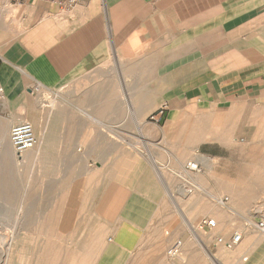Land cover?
I'll return each instance as SVG.
<instances>
[{
    "label": "crops",
    "instance_id": "0c3cea01",
    "mask_svg": "<svg viewBox=\"0 0 264 264\" xmlns=\"http://www.w3.org/2000/svg\"><path fill=\"white\" fill-rule=\"evenodd\" d=\"M61 1L0 0V137L6 140L0 152L7 163L3 179L22 180L23 167L14 158L9 132L21 121L36 125L32 89L56 91L92 75L119 82L116 90L142 91L140 106L154 107L152 113L162 107L176 112H162L161 122L177 120L186 108L206 106L214 115L231 114L229 121L238 123L237 136L247 138L253 130L250 138H260L264 154V0H80L71 8L61 7ZM151 92L158 93L151 98ZM146 118L131 121L142 127ZM158 137L179 140L184 135L169 131ZM196 137L203 140L193 149L165 142L159 148L165 160L159 164L154 153L145 152L150 164L121 186L111 179L106 202L113 209V222L94 264H163L164 253L176 242L187 260L203 249L208 251L205 264H264V231L247 224L261 220L263 210L253 209L255 200L243 199L246 190L230 187L226 173L216 190L212 159L219 156L214 148L229 152L230 146L209 133ZM46 138L34 149L42 158L86 166L87 151L80 143L49 148ZM126 150L139 154L134 146ZM178 151L190 155L200 169L192 174L195 179L184 173L189 177L184 184L178 171L189 160H178ZM119 153L117 147L110 153L114 164ZM262 167L264 177V163ZM186 185L202 195L184 206ZM256 203L264 204V197ZM204 219L214 220L216 227L202 238L196 225ZM235 233L241 241L231 249L215 242Z\"/></svg>",
    "mask_w": 264,
    "mask_h": 264
},
{
    "label": "rangeland",
    "instance_id": "374dc122",
    "mask_svg": "<svg viewBox=\"0 0 264 264\" xmlns=\"http://www.w3.org/2000/svg\"><path fill=\"white\" fill-rule=\"evenodd\" d=\"M116 82L92 75L56 91L32 89L38 107L36 125L33 126L38 140L36 147L44 136L47 137L44 145L49 148L72 146L77 142L86 148L87 163L85 167L72 164L68 159H56L52 163L46 156H41L38 161L24 164L22 180L15 182L14 179H3L7 163L0 152V264H94L112 227L113 209L106 202L111 179L123 185L138 169L150 164L148 151L154 153L155 162L159 164L165 160V155L159 153L161 146L167 143L172 147L177 143L178 147L181 144L193 149L203 140L197 135L209 133L216 142L231 148L229 152L217 146L214 148L219 156L212 159L216 190L221 186L218 179L226 173L230 176V187L246 190L243 199L255 200L253 209L264 212V204L256 203L264 197L263 144L260 138H250L254 135L253 130L247 132V138H239L238 123L229 121L231 114L214 115L206 106L193 111L186 108L178 114L177 120L172 117V121L161 122L162 112L172 116L176 112L171 114L162 107L152 113L154 107L140 106L142 91L116 90L120 86ZM157 93L151 92V98ZM145 116L142 127L131 121L133 117ZM169 131H180L184 137L179 140L158 137L160 132ZM64 132L76 139L60 138ZM128 146L138 148L135 152L139 154H128ZM114 147L120 152L115 164V156L110 154ZM178 153V160L184 159L183 163L192 159L184 151ZM245 163L249 165L248 170H240V165ZM226 168L229 172L223 171ZM178 172L180 183L184 184L183 180L189 177L196 178ZM197 178L201 180L202 177ZM4 182L10 185H1ZM201 195L196 188L186 185L182 203L185 206L187 200ZM199 235L205 237L198 231ZM7 239H11L12 244L6 250L2 244ZM166 252L164 260L160 261L163 264H205L208 260V251L203 249L195 251L193 260H187L184 255L169 257Z\"/></svg>",
    "mask_w": 264,
    "mask_h": 264
},
{
    "label": "built area",
    "instance_id": "2783aa9c",
    "mask_svg": "<svg viewBox=\"0 0 264 264\" xmlns=\"http://www.w3.org/2000/svg\"><path fill=\"white\" fill-rule=\"evenodd\" d=\"M13 2L18 0H11ZM80 0H62L59 5L63 8H71L75 6ZM38 87L34 88V90H37ZM2 94V89L0 86V95ZM9 142L11 145V148L13 152L15 153L16 157L20 159L22 157V154L32 150L35 148L38 144L37 137L35 136L34 129L32 125L27 121H21L15 124L9 132ZM199 166L196 162L190 161L187 162L184 167L183 171L186 175L190 176L192 174H196L199 172ZM227 201L226 198L222 200V204L224 205ZM250 226H253L258 231H264V217L255 222H248L247 223ZM216 227V223L214 220L211 219H204L197 225V231L201 232L203 235L209 233L211 230H213ZM241 241V235L240 234H233L229 239L224 238H216L215 242L218 245L223 246L226 249H231L238 245ZM179 247L180 242L174 243L168 250L167 255L169 257H176L179 255Z\"/></svg>",
    "mask_w": 264,
    "mask_h": 264
},
{
    "label": "bare ground",
    "instance_id": "6f19581e",
    "mask_svg": "<svg viewBox=\"0 0 264 264\" xmlns=\"http://www.w3.org/2000/svg\"><path fill=\"white\" fill-rule=\"evenodd\" d=\"M5 141H6L5 138L3 136H1L0 137V147H2V149L4 151H5V145H6ZM41 156L42 155H40L38 151L30 150V151L26 152L24 155L22 154V157L20 159H18L15 155H14V158L19 164H21V166H23L24 164H31L33 161H38ZM199 172H200V170H199ZM11 241H12L11 239H9V240L7 239L6 243L2 244V246H4L6 248V250L9 249L11 247V244H12Z\"/></svg>",
    "mask_w": 264,
    "mask_h": 264
}]
</instances>
